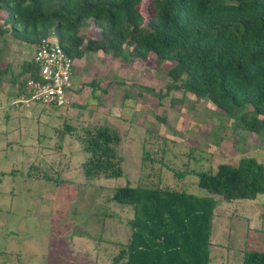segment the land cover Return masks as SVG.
Here are the masks:
<instances>
[{
    "label": "rangeland",
    "instance_id": "obj_1",
    "mask_svg": "<svg viewBox=\"0 0 264 264\" xmlns=\"http://www.w3.org/2000/svg\"><path fill=\"white\" fill-rule=\"evenodd\" d=\"M149 1L139 5L146 18ZM5 16L0 10V23ZM81 31L100 36L94 26ZM31 55L27 44L0 35V264H112L129 239L132 218L130 206L112 200L117 187L207 195L196 172L214 173L219 163L237 164L243 156L264 165V133L242 129L206 97L168 89V62L87 52L73 64L74 96L60 108L19 103ZM96 123L121 137L119 177L83 174L86 152L76 132ZM214 197L211 249L222 254L213 264H242L246 250L264 251V193L253 200Z\"/></svg>",
    "mask_w": 264,
    "mask_h": 264
},
{
    "label": "trees",
    "instance_id": "obj_2",
    "mask_svg": "<svg viewBox=\"0 0 264 264\" xmlns=\"http://www.w3.org/2000/svg\"><path fill=\"white\" fill-rule=\"evenodd\" d=\"M141 2L0 0L6 13L0 35L36 46L53 34L73 63L87 52L143 62L153 55L158 66L170 63L168 89L206 97L242 129L264 133V0H150L147 18ZM86 26L98 28L100 36L81 31ZM35 69L32 59L25 63L16 96L24 94ZM76 137L86 152L81 166L88 180L123 174L117 130L96 123ZM196 175L207 195L140 184L115 189L112 200L130 206L132 218L129 239L112 264H211L214 196L255 199L264 193V165L243 156ZM242 264H264V251L246 250Z\"/></svg>",
    "mask_w": 264,
    "mask_h": 264
},
{
    "label": "built area",
    "instance_id": "obj_3",
    "mask_svg": "<svg viewBox=\"0 0 264 264\" xmlns=\"http://www.w3.org/2000/svg\"><path fill=\"white\" fill-rule=\"evenodd\" d=\"M53 37L49 34L36 45L32 56L36 69L34 75L27 79L19 103L64 107L71 102L74 96L71 83L74 63L57 40H52Z\"/></svg>",
    "mask_w": 264,
    "mask_h": 264
},
{
    "label": "crops",
    "instance_id": "obj_4",
    "mask_svg": "<svg viewBox=\"0 0 264 264\" xmlns=\"http://www.w3.org/2000/svg\"><path fill=\"white\" fill-rule=\"evenodd\" d=\"M16 41H19V40H16ZM22 43H24V42H22ZM25 44H27V43H25ZM27 46L31 47V50H32V53H33V51H34V49H35L36 46H35V45H32V44H27ZM32 56H33V55H31L29 61L32 59ZM216 212H217V210L215 211V215L217 214ZM213 221H214V219H213ZM213 221H212V226H213ZM212 243H213V237L211 236V244H210V257H211V264L214 263V262H213V259H214V258L217 259V260H220V258H221L220 255L222 254L221 251H220L218 254H215V253L212 252V249H211V248L213 247V246H211ZM218 244H219V247H222V246H223L222 243H219V242H218ZM213 254L215 255V257H214ZM242 258H243V257H242ZM215 259H214V260H215Z\"/></svg>",
    "mask_w": 264,
    "mask_h": 264
}]
</instances>
